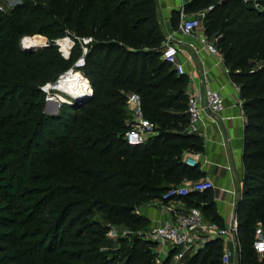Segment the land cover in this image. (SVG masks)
<instances>
[{
	"label": "trees",
	"instance_id": "1",
	"mask_svg": "<svg viewBox=\"0 0 264 264\" xmlns=\"http://www.w3.org/2000/svg\"><path fill=\"white\" fill-rule=\"evenodd\" d=\"M209 6L204 32L217 39L245 117L234 210L239 262L264 264L253 248L256 224L264 232V0H186L183 8ZM156 7V0H19L0 11V264H155L141 256L138 239L130 248L120 239L125 245L112 256L103 251L105 229L92 216L144 228L139 206L204 177L184 163L204 141L186 131L188 76L160 57L165 33ZM178 22L173 11L174 29ZM37 34L50 44L24 52L21 39ZM65 36L75 41L67 59L54 44ZM79 37L92 38L81 69L92 95L46 116L42 87L80 56ZM129 93L155 125L141 145L124 140ZM176 199L223 226L209 190ZM222 251V239H212L178 264H222Z\"/></svg>",
	"mask_w": 264,
	"mask_h": 264
},
{
	"label": "built area",
	"instance_id": "2",
	"mask_svg": "<svg viewBox=\"0 0 264 264\" xmlns=\"http://www.w3.org/2000/svg\"><path fill=\"white\" fill-rule=\"evenodd\" d=\"M18 2L19 0H3V4L0 5V11H8ZM184 4H182L180 8L178 26L174 31L182 36L191 37V41L187 46L195 55H198L201 51H206L216 56L220 61H223V57L216 46L217 39L208 37L204 32L202 21L205 14L202 13L200 17L192 13H187L184 11ZM5 6L7 9H5ZM211 8L212 6L207 7L205 12L209 11ZM77 40L81 44V54L77 58L74 67L68 72L71 70H78L83 74L81 69L85 66V56L88 52V45L92 42V38L83 37ZM59 41L60 40H55L54 44L60 47ZM74 44L75 41L70 39L69 53ZM179 49V42L175 41L172 33H165V38L161 46V59L172 65L177 74H186L188 76L183 65L177 61ZM69 53L64 56L68 57ZM198 71L201 75L200 78L203 83V88L199 91L187 94L188 124L186 126V131L188 133L197 134L203 138L205 129L204 122H206L207 117H210V115L215 117L224 111L225 100L219 88L209 85L208 71L203 67H199ZM225 71L229 72L227 67H225ZM64 74L58 76L55 82L48 83L44 87L47 86V89L55 90L56 83ZM234 86L236 90H238L235 84ZM92 92L91 87L88 95L83 98H89ZM71 100V102L76 101L73 98H71ZM235 104L239 106L241 111L240 117L244 120L245 117L242 109L243 101L238 98ZM126 108L129 112L127 123L130 128L125 132L124 140L130 145H141L145 143L149 137L155 135V125L144 116L138 95L134 93H129L127 95ZM201 157L202 153L196 152L184 155L183 159L187 166L195 167L199 166ZM212 187L213 185L208 179L185 180L179 185L170 187L166 193L162 195L160 200L161 202L170 201L174 198L185 197L191 192H204ZM162 207H164V205H162ZM167 209L171 211L168 207ZM149 232L150 238L162 246L166 254L171 250H175L173 256L177 260L183 258L184 255L189 252H196L204 247L209 240L219 238L224 241L227 239L231 242L233 248H223L221 263L237 264L235 256L239 252V240L234 213L230 215L229 220L223 224V226H219L215 222L207 220L198 207H186L184 205V208L180 211L173 212L172 216L155 224ZM253 248L259 258H261L264 254V232L261 223H258L255 229Z\"/></svg>",
	"mask_w": 264,
	"mask_h": 264
},
{
	"label": "crops",
	"instance_id": "3",
	"mask_svg": "<svg viewBox=\"0 0 264 264\" xmlns=\"http://www.w3.org/2000/svg\"><path fill=\"white\" fill-rule=\"evenodd\" d=\"M156 3L164 33H172L175 41L179 42L180 51L177 61L183 65L189 77L186 93L190 94L203 88L198 71L199 67H203L208 71L209 85L219 88L225 100L224 111L215 117L210 115L204 122V150L198 166L204 173L202 179H208L213 185L211 189H208L209 194L214 202L216 213L225 224L234 213L236 201L240 197L243 175L242 146L245 121L241 119L240 108L235 104L239 93L230 79L229 72L225 71L226 66L223 61L206 51L195 55L187 46L191 37L182 36L174 31L171 25V13L173 11L179 13L185 1L156 0ZM178 201L182 202L180 199ZM182 208L184 207L177 208L176 211ZM138 212L146 217L151 225L172 216V213L165 211L164 208L158 209L151 205L140 206ZM222 245L223 248H233L227 239L222 241Z\"/></svg>",
	"mask_w": 264,
	"mask_h": 264
},
{
	"label": "rangeland",
	"instance_id": "4",
	"mask_svg": "<svg viewBox=\"0 0 264 264\" xmlns=\"http://www.w3.org/2000/svg\"><path fill=\"white\" fill-rule=\"evenodd\" d=\"M2 4H3V0H0V5H2ZM5 9H7L6 6H5ZM205 10H206V8L205 9H201V10L195 12V13H192V14L195 15V16L197 15V16H200L201 17V14L202 13L206 14ZM35 36H38L40 38L43 37L45 40H44V43H43L42 46L37 47V48H34L32 50H35V49H38V48H43V47L48 46L50 44L49 41H48V39L45 36L40 35V34H37ZM25 37H27V36H24L21 39V42L23 41V39ZM32 37H34V36H32ZM38 37H36V38H38ZM64 38H70V37L69 36H65ZM79 38L81 39L83 37H79ZM70 39L73 40L72 38H70ZM39 41H40V39H39ZM78 43H79V41H78ZM79 45L81 46L80 43H79ZM57 49H58V51L60 52V54H61V56L63 58L67 59L69 57V55H68V57L64 56V54L60 50V47L59 46H57ZM76 60L77 59H75L72 62V64H69L70 65L69 68L67 70H65L64 72H62L60 75L66 73L70 69H72L74 67V65H75ZM65 79L66 78H64V80ZM74 80H75V77H72L71 80L67 82V85L65 86V88H68V89L71 88V86L73 85V83H75ZM42 90L44 92L43 93V95H44L43 96V102L44 103H43L42 113L44 115H46V116L58 114L61 111V109L63 108L62 105L64 103H66V101L71 100L70 98L68 99L63 92L60 91L59 87H57L55 90H51V89H47V86L46 87L43 86L42 87ZM84 100H85V98H82V99L76 100V101L77 102H81V101H84ZM61 102H64V103H61ZM54 153H57V155L59 157L63 155V152H61V151H55ZM178 200L179 199L174 198V199H172L170 201H163V202H161L160 199H154V200H151L148 203H144L143 206L151 205L152 207H155V208H158V209L159 208L160 209L161 208H164L165 211H168L169 213H173V212H176V209L177 208L184 207V205L182 203L183 201L180 202ZM1 204H2V200H1V196H0V205ZM162 205H164V207H162ZM167 207L171 211H169L167 209ZM136 212L139 214L138 209H137ZM92 217L94 219H96L97 221H99L100 224L105 229L104 230V238L106 239L105 240L106 242L103 244L102 250L103 251L110 252L109 254L111 256L114 253H117V251L119 249H122L124 247L123 245H125V244L121 243L120 242V239L126 240V243H127V245H128L129 248H130V246L132 244V241L138 239V241L141 242V244H138V247L141 248L140 249V254H141V256L143 258L150 256L152 258V260L154 261L155 264H162L165 261V259L168 257V254L169 253L166 254L165 249L162 248V246H160L156 241H154V240H152L150 238V232L149 231L154 226V225H151L150 222L144 228L134 229V228L128 227V226H126L124 224L110 223L107 220H105L104 215L102 213H100V212H95ZM147 242L151 243V245L150 246H147V244H144V243H147ZM189 253H188L189 255L192 254V252H189ZM179 261H180V259L177 260L173 256V257L170 258L168 264H178Z\"/></svg>",
	"mask_w": 264,
	"mask_h": 264
},
{
	"label": "bare ground",
	"instance_id": "5",
	"mask_svg": "<svg viewBox=\"0 0 264 264\" xmlns=\"http://www.w3.org/2000/svg\"><path fill=\"white\" fill-rule=\"evenodd\" d=\"M40 39V41H39ZM38 40V41H37ZM43 37L38 38H32V37H25L22 41V45L26 48L29 47H40L44 43ZM37 42V43H36ZM60 43V49L63 52L64 55H67L69 53V47H70V39L65 38V40L59 41ZM63 49V50H62ZM65 50V51H64ZM72 77H75V83L71 86V88H65L67 85V82L71 80ZM64 78H66L64 80ZM62 79V80H61ZM88 79L81 74L78 70H71L70 72L64 74L56 83V87H59L60 91L63 92L66 97L69 99L73 98L75 100H80L83 97L87 96L90 90V85L87 83ZM68 95V96H67ZM57 97V96H56ZM72 100L66 101L71 102Z\"/></svg>",
	"mask_w": 264,
	"mask_h": 264
},
{
	"label": "water",
	"instance_id": "6",
	"mask_svg": "<svg viewBox=\"0 0 264 264\" xmlns=\"http://www.w3.org/2000/svg\"><path fill=\"white\" fill-rule=\"evenodd\" d=\"M156 10H157V12L159 11V8H158V6L156 7ZM20 45H21V48H22V50L24 51V52H26V51H30V50H32V49H34L35 47H29V48H26V47H24L23 45H22V42L20 43ZM236 263L237 264H239V254H237L236 255Z\"/></svg>",
	"mask_w": 264,
	"mask_h": 264
}]
</instances>
